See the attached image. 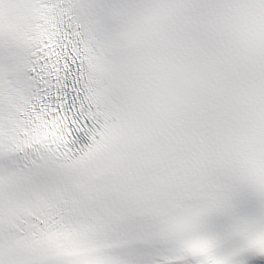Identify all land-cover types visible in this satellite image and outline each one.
<instances>
[{"label":"snow or ice","instance_id":"1","mask_svg":"<svg viewBox=\"0 0 264 264\" xmlns=\"http://www.w3.org/2000/svg\"><path fill=\"white\" fill-rule=\"evenodd\" d=\"M0 264H264V0H0Z\"/></svg>","mask_w":264,"mask_h":264}]
</instances>
